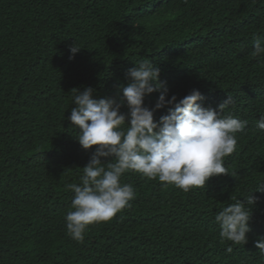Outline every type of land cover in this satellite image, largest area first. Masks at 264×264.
<instances>
[{"label": "trees", "instance_id": "obj_1", "mask_svg": "<svg viewBox=\"0 0 264 264\" xmlns=\"http://www.w3.org/2000/svg\"><path fill=\"white\" fill-rule=\"evenodd\" d=\"M255 39L264 41V0H0V264H264L253 223L247 243L228 253L215 221L223 207L244 201L242 182L261 184L264 174V132L249 111L264 115ZM73 45L81 49L70 59ZM141 58L160 70L166 99L197 89L199 103L219 111L231 95L226 112L247 127L224 158L229 174L205 188L184 193L125 173L121 183L135 190L130 207L90 225L78 243L66 229L74 196L66 186L80 182L96 146L84 150L76 139L73 97L91 87L95 99L119 100ZM158 96H146L144 106ZM258 216L252 207L251 219Z\"/></svg>", "mask_w": 264, "mask_h": 264}, {"label": "clouds", "instance_id": "obj_2", "mask_svg": "<svg viewBox=\"0 0 264 264\" xmlns=\"http://www.w3.org/2000/svg\"><path fill=\"white\" fill-rule=\"evenodd\" d=\"M81 48L70 47L69 58ZM254 57L264 56V41H253ZM128 69L127 85L118 87L119 100L93 98V89H76L68 120L78 128L76 139L84 150L95 147L89 163L84 166L80 182L66 186L74 193L71 208L65 216L68 235L83 243L90 225L108 222L135 198L130 184H122L121 177L135 172L150 180H158L164 187L174 186L184 193L194 188H205L214 176L229 174L224 158L234 153L237 133L245 131L248 121L226 112L234 105L231 95L218 109L205 108L199 103L203 96L193 89L177 102L175 95L166 99L169 88L159 79L160 70L147 58L134 62ZM255 92H258L255 89ZM159 93L153 108L144 106L145 97ZM127 107V113L121 112ZM169 107L168 114L154 120L157 110ZM244 111V110H243ZM251 124L264 132V115L251 109ZM127 121V122H126ZM101 157L111 158L104 163ZM261 184L250 180L242 182L238 190L245 191L240 199L223 207L215 216L220 227V238L233 245L246 244L249 222L255 225L251 232L258 238L256 248L264 255V174ZM252 192H249V190ZM256 208L259 216L251 219ZM198 261L192 264H198Z\"/></svg>", "mask_w": 264, "mask_h": 264}]
</instances>
